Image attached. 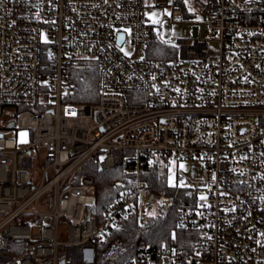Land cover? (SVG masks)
Listing matches in <instances>:
<instances>
[{
	"label": "built area",
	"instance_id": "built-area-1",
	"mask_svg": "<svg viewBox=\"0 0 264 264\" xmlns=\"http://www.w3.org/2000/svg\"><path fill=\"white\" fill-rule=\"evenodd\" d=\"M188 22L215 33L177 37ZM76 58L92 102L75 100L89 82ZM0 107L28 131L0 135V264H102L106 233L152 218L163 163L190 194L178 228L196 235L122 264H264V0H0ZM116 167L98 210L97 172Z\"/></svg>",
	"mask_w": 264,
	"mask_h": 264
},
{
	"label": "trees",
	"instance_id": "trees-1",
	"mask_svg": "<svg viewBox=\"0 0 264 264\" xmlns=\"http://www.w3.org/2000/svg\"><path fill=\"white\" fill-rule=\"evenodd\" d=\"M75 72L89 76V82L84 85L80 94L75 100L81 102L94 101L96 93L95 75L90 66L83 58H76L73 63ZM20 109V107H19ZM3 108L0 107V113ZM17 115L14 116L16 119ZM13 119V120H14ZM2 129H14L19 132L17 126L9 124ZM116 167L107 171H98L95 183L97 196L96 209L102 210L114 192V182L118 178ZM168 163H163L160 167L148 172L149 188L152 193L167 194L172 197V202L166 210L152 216L147 225L140 226L134 217L124 218L110 232L106 233L105 238L98 242L99 262L102 264H122L135 258L140 251L146 248H154L169 239L172 234H178L179 238L186 242L196 235L195 230H182L178 228L177 218L180 208L190 202L188 187L182 184H171ZM115 240H120V244H114ZM188 247V246H186ZM191 247L187 248L190 251Z\"/></svg>",
	"mask_w": 264,
	"mask_h": 264
},
{
	"label": "rangeland",
	"instance_id": "rangeland-1",
	"mask_svg": "<svg viewBox=\"0 0 264 264\" xmlns=\"http://www.w3.org/2000/svg\"><path fill=\"white\" fill-rule=\"evenodd\" d=\"M157 2H165L167 4H170L173 0H146L148 3H154ZM152 13H160L159 11H150L147 10V14L151 16ZM200 17V16H199ZM192 34L195 36H201L203 37L206 34L214 35L215 30L208 26L207 24H197L194 22H188L185 24H181L178 32L177 37H188ZM130 44L127 42L124 45V49H129ZM16 113L13 109H3L2 113H0V128H5L10 121L14 119V116H16ZM19 132H16L14 129H2L0 133H4L5 135L16 137L20 139H25L26 135L28 134V131L26 130H18ZM26 134V135H22ZM33 155V165L35 168H38L40 164H42L44 157L41 151H37L35 149L32 153ZM180 165H183V167L188 166L189 167V173L192 176L200 177L203 173L204 168V162L201 159L196 158H183L179 161V167ZM174 173L173 168L170 169V175L172 176ZM147 203L149 204L148 207V213L151 216L157 215L161 209L166 210L170 203L172 202V197L167 194H159V193H152L150 192L149 196L146 198Z\"/></svg>",
	"mask_w": 264,
	"mask_h": 264
},
{
	"label": "snow or ice",
	"instance_id": "snow-or-ice-1",
	"mask_svg": "<svg viewBox=\"0 0 264 264\" xmlns=\"http://www.w3.org/2000/svg\"><path fill=\"white\" fill-rule=\"evenodd\" d=\"M149 18H150V20H151V22H152L153 24H161V23H162V21H160L159 19L156 18V13H152L151 16H150ZM117 31H119V30H117ZM123 31H124V32H129L130 30H129V29H124ZM123 39H124V38H123L122 35H121V36H118V40H119V41H122ZM45 42H47V41H46V38H45ZM121 51H124V49L121 48ZM125 55H129V53L125 52ZM22 135H26V134H22ZM180 167L183 168V165H180ZM171 179H172V177H170V180H171ZM182 186H183V185H182ZM200 199H201V200H206V197L201 196Z\"/></svg>",
	"mask_w": 264,
	"mask_h": 264
},
{
	"label": "water",
	"instance_id": "water-1",
	"mask_svg": "<svg viewBox=\"0 0 264 264\" xmlns=\"http://www.w3.org/2000/svg\"><path fill=\"white\" fill-rule=\"evenodd\" d=\"M122 36L124 37V34H122ZM15 124H16L15 120H12V121L9 122L10 126H15ZM0 135H3V133H0Z\"/></svg>",
	"mask_w": 264,
	"mask_h": 264
}]
</instances>
